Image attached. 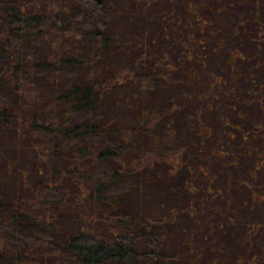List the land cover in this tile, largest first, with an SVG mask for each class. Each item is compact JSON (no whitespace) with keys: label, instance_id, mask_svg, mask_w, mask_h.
Segmentation results:
<instances>
[{"label":"trees","instance_id":"1","mask_svg":"<svg viewBox=\"0 0 264 264\" xmlns=\"http://www.w3.org/2000/svg\"><path fill=\"white\" fill-rule=\"evenodd\" d=\"M85 1L96 8L94 12L98 15L101 12L103 16L101 19L98 18V21L94 16L89 17L93 26L88 27L85 33L86 40L90 44L71 43L79 48L82 46L81 55H75L74 52L54 56V53H50L42 59L38 58L33 67L37 72L35 80L30 74L33 64L27 65L23 54L16 53L17 57H14L13 62L9 61L12 58L9 56L0 60V64L3 63L8 70L6 73L3 69L0 74V93L8 92L10 89L15 93L16 90L20 94L17 104L21 109L27 107V104L32 105L33 100H37L35 111H28V116L22 118L18 111H9L11 108L6 105L3 107L0 101V119H5L2 122L8 125L11 122L8 117L13 113L14 117L20 119L15 123L16 129L21 126L24 132L28 130L31 132L32 148L35 150V159L38 163L36 170L42 178L29 186L32 188L31 193L36 191L34 193L37 198L40 197L36 199L39 200L38 203L33 199L30 202H34L33 206L41 210L39 216L43 217L45 223L50 222L48 226L51 229L47 232L55 237L61 219L58 217V210L55 215L54 211L45 212V208H49L46 207V202L49 200L50 190L76 188L79 184L78 189L82 188L81 193L79 198L73 197L74 203L83 206L82 198L86 205L94 203L91 204L96 206L95 211L91 210L88 215L76 212L77 216L70 218L69 223L73 221L76 227L73 232L67 233L64 237L65 244L61 247L62 251L69 254L77 264H178L181 261H184V264H193L196 259L189 257L193 254L194 248L191 238L193 232H190L188 240H183L189 247L192 246V250L188 249L189 252L184 258H180L176 252H171L170 245L173 239L170 240V237L174 236V233L167 236V233H170L169 224H174L175 227L186 217L193 218L195 224L196 217L191 209L176 207L164 212L163 204H160V207L152 208L148 217L141 212L133 216L123 213L122 210L126 201L136 198L141 180L146 179L149 174L161 179L165 177L167 180L180 170L183 172V169L190 168V151L195 149L200 152L205 151L207 144L205 139L209 138L210 134L202 129L201 125L197 128L191 125V121L196 120L201 111V103L210 108V104L215 102V99H220V95L225 100L234 95V102H237L236 84L230 82V79L225 81L221 72L215 78L214 88L217 90H213L214 88L203 90L201 94L196 95L197 99H194L189 90L191 83L199 84L192 66L199 62L200 54L196 48L203 47L206 41L205 36L202 35L194 38V33L196 34L198 29L202 31L205 28H209V35L220 31L217 44L220 48H224L229 40L225 34L226 30L223 27L212 26V17L224 12L231 14V9L228 7L231 1L157 0L153 6L155 9L169 6L170 10L165 14L158 13L163 31L159 29L149 39L148 44L143 43L145 42L143 37L121 43L119 35L110 31L107 16V11L110 10L107 3L110 0H78L77 2ZM150 1L124 0V4L130 3L135 10L138 6H147ZM175 5L179 8L178 13L174 10ZM205 9L208 12L204 17L201 11ZM48 11L55 14H49ZM4 12L9 27L13 29L10 40L14 47L17 45V40L26 36L22 35L23 32L30 29L35 31V28L37 29L35 36L41 37L43 42L55 50L62 49L65 42L72 37V25L65 19L56 17L57 12L50 9L47 4L38 11L27 12L26 2L18 0L17 4L6 5ZM145 12L146 10L138 11V15L146 14ZM0 15L2 17L3 14ZM156 15L157 13L154 16ZM114 17L118 18L117 13H114ZM2 24L4 23L0 25ZM236 25L245 28V23L242 21H238ZM8 32L4 24V33ZM3 38L1 28L0 41ZM165 41L180 47L182 57L179 60L172 58L168 46L164 44ZM127 47L139 50L140 53L135 59H127L122 65L114 66L111 62L114 50L127 49ZM16 51L18 52V47ZM9 53L13 56L11 52ZM242 57L239 51L231 50L224 58L223 63L226 68H229L235 76L238 75L236 64ZM67 70L73 72L67 75L65 74ZM184 74L186 77L182 80ZM219 86H223L224 90L220 91L221 88L218 90ZM45 88L59 92L55 97H48L44 101L43 92H47ZM25 94L28 97L22 96ZM197 101L199 103L194 105ZM188 105L192 112L187 111L186 132L189 137L196 134L199 138V140H190L189 143L186 142L188 136L184 134L185 129H178L180 112ZM126 110L133 111V116L129 117ZM78 113H86L87 116L80 121H74L73 118ZM220 121H223L222 125L235 127L222 113ZM26 125H28L27 129ZM35 131H38V135H46L49 139H38L37 136L36 140ZM24 132L22 134H26ZM230 132L226 135L228 142H223L220 135L215 136L214 145L208 150L211 154V159L206 160L208 164L210 160L220 163V158L230 154L229 138H233ZM255 134L256 132L252 130L241 132L239 142L248 153L252 150L248 143ZM86 160L93 163L101 160L117 162L120 168L114 171L112 178L119 181L127 177L137 181L126 194L109 197L105 194L106 189H109L106 188L105 181L89 188L76 176L77 168L81 169L89 165ZM147 169H149L148 173H146ZM207 171L202 167L196 174H201L204 179L208 176ZM184 186L185 191L190 194H193L197 187L192 177L186 180ZM205 189L212 196L210 188L205 187ZM205 192H202L200 198H206ZM64 198L62 195L58 199L55 203L56 207L62 200L65 201ZM26 208L32 207H27V203L19 198L11 203L4 202L0 194V264H25L26 261L28 264L35 262L44 264L48 256L51 257L52 264H55L57 255L54 254V250L45 255L42 247L38 246L35 252L33 248L35 246L31 244L19 247L17 243L9 242V237L13 235L10 233L8 235L6 229L25 233L24 231L29 230L32 220L37 217L32 210ZM104 213L110 214L109 217L116 215L118 223L114 224L111 218L107 219L103 216ZM174 219L179 222H175ZM159 224L163 226V234L158 228ZM255 226L253 225L251 234L256 230ZM153 231L157 232V236L152 234ZM146 235L147 240H144L143 237ZM237 260V264H240L241 260L239 258ZM252 263L255 264L253 260Z\"/></svg>","mask_w":264,"mask_h":264},{"label":"rangeland","instance_id":"2","mask_svg":"<svg viewBox=\"0 0 264 264\" xmlns=\"http://www.w3.org/2000/svg\"><path fill=\"white\" fill-rule=\"evenodd\" d=\"M17 1L0 0V10L2 9L0 14H3L2 17L0 15V24L4 23L7 32L9 30L8 33H4V24L0 25V29L2 28L4 34L3 40L1 39L0 41V60L9 56L10 58L12 57L9 61L13 62L14 57H17L16 53L23 54L26 57L27 65L33 64L30 73L33 76V80L37 78V72L33 67L38 58L42 59L50 53H54V56L67 55L74 52L75 55H81L83 52L82 46L79 48L71 43L82 44L84 42V45L90 44L86 40L85 33L88 27L93 26L89 17L94 16L95 20L98 21V18L101 19L103 16L101 12L99 15L94 12L96 8L86 1L80 3L77 2L78 0H24L27 12L38 11V9L47 4L50 9L57 12L56 17L65 19L72 25V37L69 38L68 42H65V46L62 49L55 50L43 42L41 37L35 36V31L37 32L35 28V31L30 29V31L23 32L22 35L26 36L21 40H17V45L14 47L13 42L10 40L13 29L9 27L6 21L4 9L8 4H17ZM156 1L151 0V3L147 6H138L134 10L130 3L124 4V0H110L107 3L108 8H110L107 11L110 31L119 35L121 43L142 37L145 38L143 43H150L149 39L159 29L162 30L158 13L161 15V12L165 14L170 10L169 6L155 9L153 6ZM230 1L231 3L228 7L231 9V14L224 12L212 17V26L223 27L226 30L225 34H227L226 37L229 40H227L224 48H220L217 44L220 31L214 35H209V28H205L202 31L198 29L196 34L194 33V38L198 37L197 35H202L205 36L206 41L203 47L199 46L196 48L200 54L199 62L192 66L199 84L191 83L189 90L194 99H197L196 95L201 91L211 90L216 87L215 78L221 72L225 81L230 79V82L236 84L237 87L235 89L238 92L236 94L238 95L237 102H234V95L230 96L229 99L232 100L230 103L231 100H225L219 93L220 99H215V102L210 104V108L201 103V111L196 120L191 121V125L196 128L201 125L202 129L210 134V137L205 139L207 143L205 144V151L200 152L198 149L190 151V168L183 169V172L180 170V172H177L167 180L165 177L161 179L156 178V175L149 174L146 179L141 180L142 182L138 188L139 193L136 198L133 197L126 201L122 210L123 213L133 214V216L135 213L141 212L148 217L152 208L155 206L160 207V204H163L164 209L162 210L164 212L171 211L176 207L191 209L196 217L195 224L191 217H186L182 222L174 219L179 224L175 227L174 224H169L168 230L170 233H167V236L174 233V236L170 237V240L173 239L170 245L171 252H176L180 258H184L189 252L188 249L192 250V246L189 247L187 242L183 240H188L190 232H193L191 238L193 239L194 248L193 254L189 256L196 259L193 264H237L238 258L241 260L240 264H250V262L254 264L252 260L255 264H264V164L260 163L257 155L258 151L264 150V0ZM145 10L146 14L138 15V11L144 12ZM174 10L178 13V6L175 5ZM207 12L208 10L205 9L201 11V15L205 17ZM48 13L55 14L52 11H48ZM114 13H117L118 18L114 17ZM155 13H157L156 16H154ZM238 21L244 22L245 28L242 29L241 26L236 25ZM247 32L250 34H247ZM177 35L180 37L178 32ZM171 43L164 42L168 46L172 58L179 60L182 57L180 47L174 44L171 45ZM17 47L18 52L16 51ZM231 50H237L243 55L236 64L237 76L231 73L230 69L226 68L223 63L225 56ZM9 52L13 56H10ZM138 53L140 51L134 48L115 49L114 55L111 56V62L114 66H120L127 59H135ZM3 69L8 73L7 68L2 63L0 64V74H2ZM9 71H11V68H9ZM72 72L67 70L65 74L70 75ZM185 77L186 75L184 74L182 80ZM45 89L47 92H43L44 101L48 97H55L59 92V90L51 88ZM219 89L220 91L224 90L223 86H219ZM180 90L181 88L179 93ZM213 90H217V88ZM13 93L11 89L8 92L0 93V101H2L3 107L6 105L11 108L9 109V111L12 110L11 112L18 111L17 113L21 114V118L23 116L27 117L28 111H35L37 100H33L34 104L32 101L31 107L27 104V107L21 109L20 105L17 104L18 95L20 96V94L16 90ZM22 96L28 97L26 94ZM198 103L197 101L194 105ZM189 107V105L186 106L180 112L179 130H184L187 125V121H185L188 116L187 111L192 112ZM221 113L229 118L228 122L235 126L234 128L222 125L221 122L223 121H220ZM126 114L132 117L134 112L126 110ZM86 116V113H78L73 120L80 121ZM8 119L11 121L8 125L2 122L5 119H0L2 122H0V194L3 197V201L7 203L13 202L16 198L22 199L24 203H27V207H32L26 209L32 210L37 215L30 223L29 230L24 231L25 233L6 229L7 234L13 235L9 237V242L17 243L19 247L31 244L35 246L33 247L35 252L38 246L42 247L45 255L55 251L54 254L56 253L57 255L55 264H77L61 248L65 244L64 237L67 236L68 232H73L76 227L73 221L69 223L70 218L77 216L76 212L88 215L91 210L95 211L97 208L92 205L94 204L92 202V204L86 205L84 198H82L83 206L74 203L73 197L79 198V193H81L80 190L82 189H78L80 186L78 183L76 188L64 187L50 190L49 200L46 202V207L49 208H45V212L54 211L55 215L56 210H58V217L61 219L57 227V237L50 235L47 232L51 229L48 226L50 222L46 224L43 217L39 216L41 210L39 211L36 206H33L34 202H30L31 199L36 201L40 197L37 198L36 191L31 193L32 188H29V186H32L42 178V175L36 170V164L38 163L35 159V150L32 148L31 132L30 130L24 132L21 126L16 129L15 123L20 119L14 117L13 113ZM27 124L29 125V122ZM28 125H26V129ZM246 130L256 132L248 143V146L252 149L249 153L246 152V148L240 145L239 142L241 132ZM229 131H231L230 134L233 136V138H229L230 154L220 158V163L210 160L208 164L206 160L211 159V154H209L208 150L214 145L215 136L220 135L223 142H228L226 135ZM22 132L26 134H22ZM37 132L35 131L34 134L36 140L37 136H39L38 139H49L46 135H38ZM184 134L186 136L189 135L186 129ZM193 139L199 140L196 134H192L191 137L188 136V139L186 138V142L189 143ZM109 142L113 143L112 140H109ZM200 155L203 156L200 157ZM86 163L89 165H85V168H77L76 176L81 178L89 188L105 181L107 184L106 188H109L106 189L105 194L109 197L126 194L127 190L132 189L137 181L127 177L119 181H116V178H112L114 171L120 168L117 162L101 160L93 163L86 160ZM256 166L260 167V170H256ZM202 167L208 170V176H205L204 179L201 174H196ZM148 171L149 169L146 170V173ZM156 172H158L157 169ZM191 177L195 179V184L197 185L193 194L185 191L186 188L184 186L186 180H190ZM205 187L210 188L212 196L209 195V191ZM203 189L206 191L205 194L207 193L204 199L200 198V195L204 192ZM62 195H64L65 201L62 200L56 207L55 203L58 202ZM41 197L43 198V196ZM112 201L114 202V200ZM36 202L38 203L39 200ZM65 210L69 212L66 213L64 212ZM92 216L94 215L92 214ZM103 216L107 217V219L111 218L114 224L118 223L116 215L109 217L110 214L104 213ZM253 225H256V230L251 234ZM158 228L163 234L162 224H159ZM38 231L39 233L37 234ZM152 234L157 236L156 231H153ZM143 239L147 240V235ZM29 252L31 253V251ZM41 263L35 262L34 264ZM25 264H28V261ZM44 264H52L51 257H46ZM178 264H184V261L178 262Z\"/></svg>","mask_w":264,"mask_h":264},{"label":"flooded vegetation","instance_id":"3","mask_svg":"<svg viewBox=\"0 0 264 264\" xmlns=\"http://www.w3.org/2000/svg\"><path fill=\"white\" fill-rule=\"evenodd\" d=\"M257 155L260 159V163L264 164V152H262V150H260V151H258ZM256 170H260V167L256 166Z\"/></svg>","mask_w":264,"mask_h":264}]
</instances>
